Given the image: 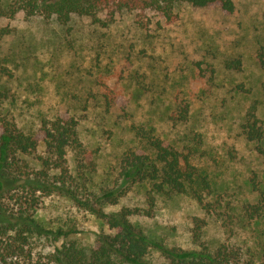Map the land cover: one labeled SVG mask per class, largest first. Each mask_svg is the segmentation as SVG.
Instances as JSON below:
<instances>
[{
    "label": "rangeland",
    "instance_id": "374dc122",
    "mask_svg": "<svg viewBox=\"0 0 264 264\" xmlns=\"http://www.w3.org/2000/svg\"><path fill=\"white\" fill-rule=\"evenodd\" d=\"M18 1L0 0V11ZM232 1L231 14L218 5L176 2L172 13L178 20L169 24L154 9L139 14L122 9L106 24L103 14L97 15L100 21L72 15L66 23L21 10L12 18L0 16V28L8 32L0 38V93L3 112L23 131H36L40 119L57 114L75 119L88 153L82 157L67 150L68 183L79 188L78 197L112 190L114 198L100 199L103 210L138 209L129 221L166 246L203 244L214 250L225 242L258 259L264 254V207L253 216L245 208L259 201L256 189L264 192V158L240 125L252 104L264 119V64L258 57L264 59V0ZM98 79L121 93L120 107L104 102ZM180 98L189 107L184 121L172 118ZM131 125L151 127L175 147L191 151V161L209 183L203 198L212 211L189 191L157 193L147 180L120 186V156L136 145ZM40 156H46L42 144L17 155L24 174L41 168ZM49 174L57 177L58 171ZM7 191L0 194L2 206L20 211ZM35 196L29 210L34 220L45 228L74 230L68 237L77 245L91 246L94 231H108L67 193ZM195 218L203 221L198 240L191 234ZM11 235L0 236V247L13 246L11 262L53 264L49 239L28 233L22 243ZM146 258L170 264L156 249Z\"/></svg>",
    "mask_w": 264,
    "mask_h": 264
},
{
    "label": "trees",
    "instance_id": "16d2710c",
    "mask_svg": "<svg viewBox=\"0 0 264 264\" xmlns=\"http://www.w3.org/2000/svg\"><path fill=\"white\" fill-rule=\"evenodd\" d=\"M176 2H187L195 7L218 5L223 13L231 14L234 10L232 0H19L0 11V16L12 18L21 10L26 15L54 16L62 23L70 20L72 15L86 16L100 21L98 14H103L106 24L113 15L122 10L134 11L137 14L148 9L156 10L165 20L173 23L178 15L172 13ZM7 29L0 28V38L7 34ZM259 62L264 59L258 55ZM100 96L108 106H121L123 97L114 87L103 79L97 80ZM3 95L0 93V194L5 190L11 192L10 200L21 208L14 213L2 206L0 201V236L8 231L13 242H25L26 234H35L50 240V260L53 264H151L146 256L150 249H156L170 264H264V254L258 259L244 257L241 249L230 243L222 242L214 250L200 244L197 248L182 249L169 247L162 242L147 236L135 227L128 219L138 209L121 208L117 212L108 213L100 205V199L111 200L114 191L106 190L98 196L76 194L78 187H69L67 150L71 149L82 157H87L86 150L77 133V122L70 115L57 114L51 118H42L36 131H23L11 118L3 112ZM188 103L177 99L172 118L184 121L188 117ZM136 145L125 150L119 159L118 180L120 186L126 183L147 180L154 192L164 190L173 192L189 191L202 208L212 211L210 203L205 202L203 192L209 187L206 175L191 161V151L179 149L169 141L159 137L154 129L143 125H131ZM241 134L253 143L254 150L264 158V119L258 117L256 105L248 106L240 125ZM42 144L46 156H40L41 168L32 173L21 170L19 154L35 152ZM89 157V156H88ZM50 169L58 171L57 177H51ZM32 174V176L30 175ZM16 189L13 193L12 190ZM259 192V201L246 205V212L256 215L264 207V192ZM64 192L71 196L78 205L90 211L100 219L108 231L93 232V244L88 247L77 245L68 237L74 230L62 228L49 229L36 222L30 209L34 208L37 192ZM153 196H149L147 204L152 206ZM192 229L193 240L200 237L203 221L195 218ZM4 237V236H3ZM11 237H6L11 240ZM20 243V244H22ZM13 246L0 247V263L16 264L9 256ZM14 250V249H13ZM9 256V262L6 258ZM16 258V257H15Z\"/></svg>",
    "mask_w": 264,
    "mask_h": 264
}]
</instances>
